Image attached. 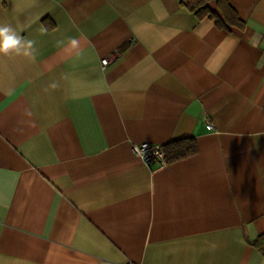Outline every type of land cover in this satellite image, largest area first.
Segmentation results:
<instances>
[{"label":"crops","instance_id":"obj_1","mask_svg":"<svg viewBox=\"0 0 264 264\" xmlns=\"http://www.w3.org/2000/svg\"><path fill=\"white\" fill-rule=\"evenodd\" d=\"M228 1L0 0V264H264V0Z\"/></svg>","mask_w":264,"mask_h":264},{"label":"trees","instance_id":"obj_2","mask_svg":"<svg viewBox=\"0 0 264 264\" xmlns=\"http://www.w3.org/2000/svg\"><path fill=\"white\" fill-rule=\"evenodd\" d=\"M209 0H181V4L192 12L198 19L211 18L221 28H230L231 26L243 29L245 22L240 18L234 7L228 0H217L218 14L212 11L208 6ZM167 162H173L196 153V143L193 137L173 140L162 145ZM262 255H264V232L258 234L249 240Z\"/></svg>","mask_w":264,"mask_h":264},{"label":"built area","instance_id":"obj_3","mask_svg":"<svg viewBox=\"0 0 264 264\" xmlns=\"http://www.w3.org/2000/svg\"><path fill=\"white\" fill-rule=\"evenodd\" d=\"M110 57H104L101 60L102 65L106 66L111 62ZM212 123L208 122L206 128L212 129ZM132 151L135 155L142 158L148 165H154L157 167L163 166L166 163L164 150L162 145L153 144L149 142H143L132 145Z\"/></svg>","mask_w":264,"mask_h":264},{"label":"clouds","instance_id":"obj_4","mask_svg":"<svg viewBox=\"0 0 264 264\" xmlns=\"http://www.w3.org/2000/svg\"><path fill=\"white\" fill-rule=\"evenodd\" d=\"M71 43L75 46L77 41L73 39ZM32 46V41H24L10 25L0 24V53L6 55L13 50L19 53L22 48L31 49Z\"/></svg>","mask_w":264,"mask_h":264}]
</instances>
